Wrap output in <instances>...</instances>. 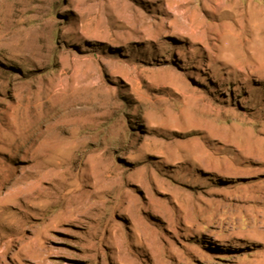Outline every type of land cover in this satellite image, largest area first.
Segmentation results:
<instances>
[{
  "label": "rangeland",
  "instance_id": "obj_1",
  "mask_svg": "<svg viewBox=\"0 0 264 264\" xmlns=\"http://www.w3.org/2000/svg\"><path fill=\"white\" fill-rule=\"evenodd\" d=\"M263 5L0 0V264H264Z\"/></svg>",
  "mask_w": 264,
  "mask_h": 264
},
{
  "label": "bare ground",
  "instance_id": "obj_2",
  "mask_svg": "<svg viewBox=\"0 0 264 264\" xmlns=\"http://www.w3.org/2000/svg\"><path fill=\"white\" fill-rule=\"evenodd\" d=\"M252 1V0H251ZM233 2V1H232ZM227 4V3H226ZM229 4L230 3H228L227 5L229 6ZM227 5H225V6H227ZM233 5V4H232ZM261 11H264V5H263V7H261ZM233 14V13H232ZM235 14V13H234ZM241 15V14H240ZM59 142V141H58ZM61 142V141H60ZM58 143V144H55L56 146L55 147H53L51 150L53 151V152H58L59 150H60V148H61V146H62V142L61 143ZM55 143V142H54ZM51 165V163H49V164H46V167H47V169L48 170H46L45 171V174L47 175V173H48V175L50 174V171H54V168L55 167H53V169L51 168H49V166ZM45 166V165H44ZM43 168V167H42ZM45 168V167H44ZM46 169V168H45ZM35 184V183H34ZM39 187V186H38ZM28 189V188H27ZM31 189V188H30ZM21 191V190H20ZM38 191V190H37ZM38 193V192H37ZM39 196V195H38ZM50 197V196H49ZM51 198V197H50ZM60 215H62V216H66V209L64 208V211H62V212H60ZM59 216V215H58ZM60 217V216H59Z\"/></svg>",
  "mask_w": 264,
  "mask_h": 264
}]
</instances>
